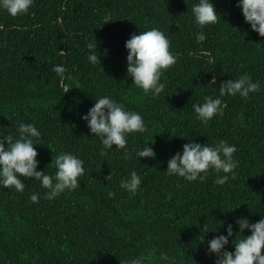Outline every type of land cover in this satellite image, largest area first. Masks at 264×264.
Masks as SVG:
<instances>
[{
	"label": "trees",
	"instance_id": "obj_1",
	"mask_svg": "<svg viewBox=\"0 0 264 264\" xmlns=\"http://www.w3.org/2000/svg\"><path fill=\"white\" fill-rule=\"evenodd\" d=\"M211 2L219 19L203 28L192 13L199 0H34L16 17L0 8V139H18L19 123H30L41 133L33 138L38 171L54 176L61 152L84 167L80 186L53 200L35 179L21 177L23 192L0 185V264H129L153 248L151 264H215L208 241L231 224L225 250L234 252L232 241L242 236L236 220L264 218V37L245 21L239 0ZM106 15L112 21L103 24ZM152 28L176 57L158 97L127 73L126 41ZM201 32L206 39L197 42ZM95 41L101 64L93 65L87 44ZM55 65L73 79L62 80ZM244 74L259 83L257 92L220 96L221 82ZM104 96L143 117L147 131L126 137L130 159L115 145L102 156L101 137L82 119ZM209 96L226 106L205 124L192 105ZM190 140L234 145L235 178L228 173L218 185L225 173L214 169L203 182L169 175L168 160ZM146 144L154 158L136 155ZM132 171L141 178L135 194L120 187Z\"/></svg>",
	"mask_w": 264,
	"mask_h": 264
},
{
	"label": "clouds",
	"instance_id": "obj_2",
	"mask_svg": "<svg viewBox=\"0 0 264 264\" xmlns=\"http://www.w3.org/2000/svg\"><path fill=\"white\" fill-rule=\"evenodd\" d=\"M33 2L34 0H0V8L6 10L12 17H16L27 14ZM238 6L242 8L245 21L251 25L252 30L264 37V0H239ZM192 13L196 24L201 28L208 24H216L219 19L211 0H199V3L193 6ZM111 21V16L106 15L103 24ZM196 39L197 42H203L206 37L201 32ZM170 45L171 42L166 35L156 28L140 32V34L133 33L126 41L127 73L133 78L132 83L142 89L145 95L151 93L158 97L164 91L165 84L160 82L161 76L176 63V57L172 54ZM87 48L93 50L88 57L89 61L93 65L101 64L99 56L95 54L97 42L88 43ZM52 71L62 80L73 79L70 74L65 75L67 69L62 65L53 66ZM212 82H215L214 77ZM259 88L258 82H253L249 75L244 74L238 79L221 82L219 94L221 97L239 94L242 98L248 99L249 94L257 92ZM204 99L205 102L202 105L199 103L192 105L197 119L207 124L217 114L221 117L224 115L223 109L226 105L222 104L220 98L213 99L209 96ZM82 119L87 121L93 135L101 137L102 156L107 154L104 149H111L115 145L117 149H125L124 158L130 159L131 156L126 150V137L129 134L147 131L143 117L139 113L125 110L122 104L107 96L96 99L94 106ZM240 119L243 121L242 115ZM17 131L18 139L14 140L11 135L0 139V185L23 192L25 184L21 177L35 179L48 190L45 193V198L48 200H53L65 190L72 191L80 186L79 178L84 174L83 161L80 158L71 153L61 152L54 158L55 175L45 174L37 170L38 152L34 147L37 143L33 142V138L39 139L41 133L30 123H19ZM5 141H7V147H5ZM236 151V147L229 145L226 141H219L215 146H209L190 140L183 145L182 153L177 152L168 160L166 171L169 175L174 174L188 181L199 179L203 182L208 171L214 169L217 173H225L215 180L216 184L223 185L229 179L228 173L235 178L236 162L233 154ZM136 155L140 158H154L156 153L146 144L137 151ZM105 179L111 180L112 174L110 173ZM140 184V176L132 171L130 178L121 180L120 187L135 194ZM109 196H114V193L109 192ZM30 199L33 203H38L39 195L32 194ZM236 223L239 225L237 234L242 236L232 241L235 245L234 252L225 250V245L229 244V237L233 236L231 224L227 227V235L220 234L208 241V252L215 253L218 257L215 264H264V218L255 223H250L247 218H238ZM203 229L206 233L209 232L207 224H204ZM245 229H248L251 234L243 235ZM155 254L156 249L153 248L131 260L129 264H145V262L151 264ZM160 259L169 261L170 257L167 253H161Z\"/></svg>",
	"mask_w": 264,
	"mask_h": 264
}]
</instances>
